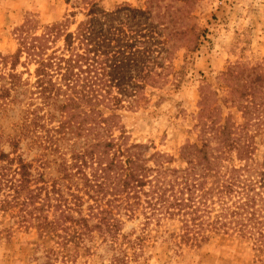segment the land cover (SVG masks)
Masks as SVG:
<instances>
[{"label": "trees", "instance_id": "obj_1", "mask_svg": "<svg viewBox=\"0 0 264 264\" xmlns=\"http://www.w3.org/2000/svg\"><path fill=\"white\" fill-rule=\"evenodd\" d=\"M87 5L78 22L26 18L14 29V52L0 51V142L10 149L0 144V235L34 228L36 249L60 254V264L97 243L134 248L121 231L135 217L143 232L176 219L179 245L224 233L264 247V157L252 155L264 128V70L242 64L246 82L237 64L222 73L242 121L228 113L205 124L218 105L202 107L201 142L184 144L177 159L185 164L176 167L172 156L128 143L119 111L147 98L139 88L166 83L167 38L149 42L154 25L146 23L130 35L122 21H108L116 11Z\"/></svg>", "mask_w": 264, "mask_h": 264}, {"label": "rangeland", "instance_id": "obj_2", "mask_svg": "<svg viewBox=\"0 0 264 264\" xmlns=\"http://www.w3.org/2000/svg\"><path fill=\"white\" fill-rule=\"evenodd\" d=\"M90 2L116 11L108 21H122L130 35L146 32L145 23L154 25L153 35H145L149 42L167 38L166 45L171 47L165 58L169 66L163 70L166 83L139 88L147 97L139 99L140 106L119 110L128 143L144 142L150 152L172 156V165L178 167L185 164L177 159L180 148L186 143L201 142L202 107H208L203 111L206 112L218 105L213 114L203 116L205 124L228 113L234 114L231 121H242L240 114L234 112L230 83L222 73L236 64L239 68L235 72L242 69V64L255 65V72L264 70V56L254 58L264 51L259 34H264V0H0V51L14 52V29L26 18L31 16L43 24L64 19L78 22L86 17ZM261 23L263 27L256 30V24ZM176 28L179 32L172 36ZM259 38L260 42H252ZM237 74L246 82L244 69ZM216 90L219 94L214 93ZM206 94L209 97L205 100L202 97ZM3 140L2 149L9 151ZM253 143L252 155L257 163L264 157V128L253 137ZM22 149L25 150L24 145ZM32 156L33 152L26 154V158ZM231 162L234 166L243 164L235 153ZM141 220L142 217L126 220L121 231L126 234L123 240L135 239L134 248L124 251L111 246V242L97 243L91 254L65 264H264V247L249 238L212 233L197 246L179 245L176 219L163 220L159 226L150 223L144 232ZM15 226L9 234L0 235V264H60V254L55 259L47 258L44 248L36 249L39 239L34 228Z\"/></svg>", "mask_w": 264, "mask_h": 264}, {"label": "crops", "instance_id": "obj_3", "mask_svg": "<svg viewBox=\"0 0 264 264\" xmlns=\"http://www.w3.org/2000/svg\"><path fill=\"white\" fill-rule=\"evenodd\" d=\"M256 26H257L256 30H259V28H262L263 27V23H261V25L260 24H256ZM259 34L262 35V41H264V34H261V32ZM260 40H261V38H259V40H257V41L253 40L252 42H260ZM262 53H263L262 55H260V56L259 55H256V56H254V58H257V57L258 58H262L264 56V51H262ZM253 54L255 55L256 52H254Z\"/></svg>", "mask_w": 264, "mask_h": 264}]
</instances>
